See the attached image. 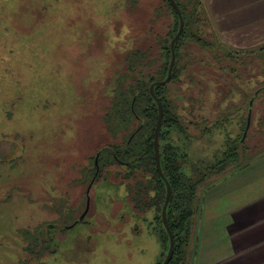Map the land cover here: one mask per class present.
I'll list each match as a JSON object with an SVG mask.
<instances>
[{
  "label": "rangeland",
  "instance_id": "rangeland-1",
  "mask_svg": "<svg viewBox=\"0 0 264 264\" xmlns=\"http://www.w3.org/2000/svg\"><path fill=\"white\" fill-rule=\"evenodd\" d=\"M212 3L201 0L196 37L207 43L185 40L187 52H198L199 57L185 58L187 71L177 85L186 84L191 76L205 89L202 109L193 110L196 119L220 118L232 104L223 100L224 89L229 91L230 81L238 85L230 96L241 93L246 106L235 110L226 127L237 137L241 116L247 120L248 103L253 101L247 145L256 158L253 167L206 189L200 213L226 207L234 183L264 172V93L255 95L264 87L259 83L264 61L248 57L249 76L234 80L228 62L213 66L204 59V49L214 39L233 52L258 51L264 47V24L220 28L212 24ZM164 5L162 0H0V264H158L162 260L153 226L132 208L129 184L112 176L94 183L90 210L76 223L91 186L76 180L87 158L105 142L102 109L110 103L124 56L145 42L141 27L147 22L160 32L166 30L170 18L166 9L156 11ZM175 90L170 86L171 93ZM220 131L215 128L199 140L177 142L191 163L203 165L219 152L224 140ZM191 132L200 134L194 128ZM209 221L196 218V242L202 224L212 225ZM216 223L222 228L223 218ZM39 225L48 228L46 237L54 252L34 259L20 230Z\"/></svg>",
  "mask_w": 264,
  "mask_h": 264
},
{
  "label": "trees",
  "instance_id": "trees-1",
  "mask_svg": "<svg viewBox=\"0 0 264 264\" xmlns=\"http://www.w3.org/2000/svg\"><path fill=\"white\" fill-rule=\"evenodd\" d=\"M175 1L183 16L184 31L175 43L176 62L170 81L157 85L154 91L164 110L159 139L161 166L172 188L167 219L175 240V252L169 264H190L194 256L195 221L200 210L201 194L211 185L247 167L256 158L247 145L253 101L248 103L247 120L241 116L242 129L237 137L230 135L226 123L235 110L238 112L246 105L242 104L241 93L238 95L240 97L231 98V92L237 90L238 85L230 80L231 87L228 92L224 89L223 98L232 102L227 112L215 119L200 118L202 115L199 119L195 118L193 110L202 109L205 89L195 83L191 76H188L186 84H177L183 81L187 71L185 58L194 54L199 57L198 52H187L185 40L190 41L198 36L201 0ZM162 2L165 7L157 8L156 11L162 13L166 9L170 17L166 30L160 32V29L156 30L147 22L141 27L140 33L145 37V42L124 56V69L116 77L110 103L102 109L100 120L106 128L107 140L105 139L102 147L87 158V163L79 170L81 175L76 180L87 188L92 181L96 183L112 176L116 182L130 185L129 197L136 216L152 225L158 235L163 257L158 264H163L168 254L170 239L162 219L167 189L157 170L154 150L159 108L150 87L153 83L167 78L172 58L171 41L180 27V20L173 5L169 0ZM196 40L204 45L207 43L200 38ZM207 48L209 49L205 50L202 46L204 59L207 62L210 60L213 66L228 62L234 80L249 76L248 57L255 56L254 58L264 61V47L252 53L233 52L218 39H214L208 42ZM259 78V83L264 84V77ZM172 85L176 86L173 93L170 92ZM260 93H264V87L259 88L255 95ZM245 97L244 94L243 98ZM181 102H184L183 106ZM188 102L196 105L187 107ZM191 128L198 130L200 134L194 135ZM215 128L221 130L224 135L219 152L203 165L191 163L182 143L177 141L199 140ZM174 135L176 141L173 140ZM47 231L46 225L20 230L30 257L40 259L45 254L54 252L50 246L51 239L46 237Z\"/></svg>",
  "mask_w": 264,
  "mask_h": 264
},
{
  "label": "crops",
  "instance_id": "crops-1",
  "mask_svg": "<svg viewBox=\"0 0 264 264\" xmlns=\"http://www.w3.org/2000/svg\"><path fill=\"white\" fill-rule=\"evenodd\" d=\"M212 1L213 22L219 27L264 24V0ZM227 196L226 207L198 211L197 222L200 215L210 218L212 225L202 224L190 264H264V172L234 183ZM220 218L222 228L216 226ZM219 233L222 237L216 235Z\"/></svg>",
  "mask_w": 264,
  "mask_h": 264
},
{
  "label": "water",
  "instance_id": "water-1",
  "mask_svg": "<svg viewBox=\"0 0 264 264\" xmlns=\"http://www.w3.org/2000/svg\"><path fill=\"white\" fill-rule=\"evenodd\" d=\"M169 2L173 5L175 11L178 14V17L180 20V27H179L178 33L173 38L172 43H171L172 58H171V63H170L169 70H168V76L165 80H163L161 82H155L150 87L151 94H152L153 98L156 100V102L158 104V108H159V117H158V122L156 125L155 137H154V150H155V155H156V165H157V170H158L161 178L164 180V182L166 184V189H167L166 200H165V203H164V206L162 209V219H163L164 226H165V228L169 234L170 248H169L168 254H167L163 264H169L170 261L172 260V258L174 256V252H175V240H174V236H173V233L171 231V228L169 226V222L167 219V209H168L171 197H172V188H171L170 182L167 180V178L165 177L163 170H162L161 154H160V147H159L160 131H161L162 121H163V117H164V110H163V106H162L160 99L155 94L154 89L157 85H159V84L164 85L170 81L171 74H172V71H173V68H174L175 62H176L175 43L180 38V36L182 35V33L184 31V20H183V16H182V13H181L179 6L177 5L175 0H169ZM89 191H90V188L88 189L87 207H86L84 214L81 216V219L84 218V216L86 215V213L88 212V210L90 208Z\"/></svg>",
  "mask_w": 264,
  "mask_h": 264
},
{
  "label": "flooded vegetation",
  "instance_id": "flooded-vegetation-1",
  "mask_svg": "<svg viewBox=\"0 0 264 264\" xmlns=\"http://www.w3.org/2000/svg\"><path fill=\"white\" fill-rule=\"evenodd\" d=\"M171 43H172V41H171ZM93 184H94V182L92 181V182L90 183L91 186L89 185L90 187H89V186H88V187L91 189V187H92ZM89 193H90V191H89ZM87 194H88V193H87ZM87 197H88V196H87ZM90 204H91V202H90ZM86 207H87V204H86ZM86 207H85V210H86ZM85 210H84V212H85ZM89 210H90V208H89ZM89 210H88V212H89ZM88 212L86 213V215L88 214ZM83 214H84V213H83ZM83 214H82V215H83ZM86 215H85V216H86ZM85 216H84V218H85ZM84 218H83V219H84ZM83 219H81V216H80V218H78V220L76 221V223L79 222V221H82Z\"/></svg>",
  "mask_w": 264,
  "mask_h": 264
}]
</instances>
